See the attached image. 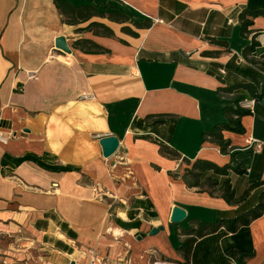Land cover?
I'll use <instances>...</instances> for the list:
<instances>
[{"label":"crops","instance_id":"1","mask_svg":"<svg viewBox=\"0 0 264 264\" xmlns=\"http://www.w3.org/2000/svg\"><path fill=\"white\" fill-rule=\"evenodd\" d=\"M246 8L264 0H0V264L31 259L34 242L45 264H88L89 251L106 264H264V213L179 249L183 229L234 218L264 191L261 98L241 133L228 129L264 86V18L242 34ZM104 136L118 141L108 158Z\"/></svg>","mask_w":264,"mask_h":264},{"label":"trees","instance_id":"2","mask_svg":"<svg viewBox=\"0 0 264 264\" xmlns=\"http://www.w3.org/2000/svg\"><path fill=\"white\" fill-rule=\"evenodd\" d=\"M238 17L240 20V29H241L242 34H247L249 32L248 28L252 26L253 19L257 17L264 18V10L255 9V8H246L241 11ZM262 97H264V86L259 94H256L255 96H253V99L258 100ZM241 101H243V99L238 102L239 108L233 110V113L236 116V120L233 122L235 126L228 128L231 131L239 132V133H241V129L239 127V122H238L239 117L249 113V111H246L240 108L239 103ZM226 110L227 109H224V111ZM211 166L213 167V169H215L216 172L221 173L223 175L227 172L226 170L228 169L227 166L217 167L213 164H211ZM235 171H238V170L235 169ZM223 183L226 186L225 188L226 194L229 195L230 199H234V193L229 186L228 179H225ZM261 184L263 183L259 182V183L250 185L240 198L244 199L245 197H247L250 190H252L255 187H258ZM263 213H264V191L260 193L259 201L253 208L243 212L242 214L234 218L216 219L212 222H197L195 226H190L186 229H183L182 232L190 237L182 243L179 249L184 255L188 254L190 252L192 244L196 241V239L201 238L205 235L214 233L220 228L225 229L227 232L233 233L238 228L249 225L251 221L257 219ZM231 253H232L231 250L225 251V255L228 258L230 257Z\"/></svg>","mask_w":264,"mask_h":264},{"label":"water","instance_id":"3","mask_svg":"<svg viewBox=\"0 0 264 264\" xmlns=\"http://www.w3.org/2000/svg\"><path fill=\"white\" fill-rule=\"evenodd\" d=\"M54 46L56 49H59L60 51L64 53H69L70 49L68 48L65 39L63 37H58L54 41ZM260 103L264 106V97L261 98ZM99 145L102 150V156L104 158H108L111 155L115 153V151L118 148V141L113 136H104L99 139ZM185 212L179 207H174L171 211L170 215V223L177 224L181 222L185 218ZM162 228H156L153 229L150 234H155L158 230H161Z\"/></svg>","mask_w":264,"mask_h":264},{"label":"built area","instance_id":"4","mask_svg":"<svg viewBox=\"0 0 264 264\" xmlns=\"http://www.w3.org/2000/svg\"><path fill=\"white\" fill-rule=\"evenodd\" d=\"M28 75H29L30 79H37L36 75L33 74V73H29ZM80 99L92 100V95L91 94H82L80 96ZM255 102H256L255 99L249 98V99H245V100L241 101L239 103V106L243 110H246V111L250 112V110L252 109V106H253V104ZM6 139H7V137L3 136L0 133V143L5 144L6 143ZM256 147H258V145H256ZM88 264H106V260L99 253H97L95 251H89V253H88Z\"/></svg>","mask_w":264,"mask_h":264},{"label":"rangeland","instance_id":"5","mask_svg":"<svg viewBox=\"0 0 264 264\" xmlns=\"http://www.w3.org/2000/svg\"><path fill=\"white\" fill-rule=\"evenodd\" d=\"M7 244V243H6ZM19 243L17 242V250L19 252ZM15 252V251H12ZM17 261L15 264H45L42 256L40 255L39 249H38V244L36 242L32 243V257L31 259H22L19 256L16 257ZM2 261V258L0 259Z\"/></svg>","mask_w":264,"mask_h":264}]
</instances>
